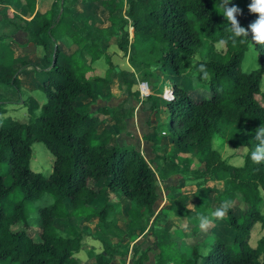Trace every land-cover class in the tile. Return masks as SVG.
Wrapping results in <instances>:
<instances>
[{
  "label": "trees",
  "instance_id": "16d2710c",
  "mask_svg": "<svg viewBox=\"0 0 264 264\" xmlns=\"http://www.w3.org/2000/svg\"><path fill=\"white\" fill-rule=\"evenodd\" d=\"M25 1L22 6L21 0H0V43L6 39L14 42L23 34L28 44L45 50L47 66L37 69L36 77L47 102L40 106L31 98V119L21 123L2 118L7 102L0 96V162L8 163L11 177L7 184V175L0 170V263L83 264L76 257L83 238L73 222L97 220L98 230L93 236L103 244L104 251L97 255L91 252L95 264H112L119 255L126 259L130 251L122 252L111 238L136 239L146 228L155 231V243L160 248L156 264H264V237L256 247L249 244L253 227L259 221L264 226L260 213L264 161L257 164L251 160V152L257 146L264 147V132L256 131L264 124V44L256 43L251 36L249 25L259 18L249 11L252 0H230L227 4L241 10L236 19L249 31L235 44L229 32L230 21L222 16L223 0H87L99 2L109 11L112 27L105 31L84 26L71 33L75 50H65L53 38L68 16L67 8L54 7L42 14L36 12V0ZM11 7L22 8V13L31 14L32 19L15 9L13 12ZM114 44L129 56L134 71H121L112 64L108 49ZM251 46L260 67L245 72L242 65ZM9 48L10 44L6 59L0 60V88L21 95L23 80ZM103 58L110 65L106 75L89 77L94 63ZM202 65L207 79L203 78ZM30 66L24 62L22 68ZM155 68L168 74L173 84L172 101L156 95L143 99L133 90L136 73L152 77ZM116 78H122L126 85V98L121 103L113 107L105 104L96 111L83 106L81 110V97L98 103ZM184 78L192 87L184 85ZM138 103L151 112L164 104L175 145L184 144L198 153L208 151L204 170L194 172L196 179L206 176L197 184L199 187L214 176L224 183L217 206L203 193L198 194L193 208L188 207L186 194H169L168 208L175 217L186 220L188 237L184 229L161 234L154 225L156 207L162 199L159 180H168L182 169L175 155L159 153L162 145L156 129L147 138L153 146L155 167L140 150L114 144L116 137L127 131ZM101 115L112 120L111 129L100 131ZM216 140L234 151L247 149L243 166L228 164L213 147ZM35 143H43L54 158L49 176L31 168ZM236 193L241 196V214L237 216L228 208L222 218L228 222L231 235L225 242L226 236L217 233L221 219H214L212 213L223 202L235 199ZM43 196H50L53 203L37 210L35 204ZM123 201L130 205L127 231L118 225ZM35 210L37 238L31 224ZM58 220L68 225L67 235L58 232ZM205 221L210 223L201 229L200 223ZM183 247L187 250L179 252ZM202 248L209 252L201 253ZM166 250H174L181 259ZM149 253L142 244H135L133 264H147Z\"/></svg>",
  "mask_w": 264,
  "mask_h": 264
},
{
  "label": "rangeland",
  "instance_id": "374dc122",
  "mask_svg": "<svg viewBox=\"0 0 264 264\" xmlns=\"http://www.w3.org/2000/svg\"><path fill=\"white\" fill-rule=\"evenodd\" d=\"M85 2H87V0H85ZM24 3L25 1L21 0L22 6L25 5ZM68 3H69L68 0H65V4L63 3V0H39V7L41 12H45V10L49 11L54 7L58 9L61 8L62 10L63 8L68 7ZM79 8L81 7L79 6ZM13 9L21 13V11L19 10H21L22 8L20 9L13 8ZM2 10H3V6H0V13ZM21 14L28 17V14L27 15L24 13ZM242 19L247 20L248 17L243 16ZM106 25H108V23ZM129 31H130V37L132 38L133 41L134 40L133 31L131 28ZM53 38L54 41H57L58 44H61L65 50H69L70 47H72V39L66 35L64 30L56 31L54 33ZM15 39H16V41H14V43H16L15 45L10 44L11 39L8 40L6 39L0 43V60L6 59L7 54L9 53V51L7 50V46L8 44H10L9 50H11L13 54L14 66L17 69H20L21 79L23 80L22 94L19 95L17 93H14L12 90H5L3 88H0V96L7 102V105L5 106L7 113L4 116H2V118H11L21 123H28L31 119V115L29 113V100L33 98L39 103V105H44V103L47 102V95L43 91L38 89L40 80H38L36 77L37 69L39 70L47 66L45 61L46 52L42 47H36L33 46L32 44H28L23 34H19L18 36L15 37ZM51 43L52 42H49L50 46H52ZM113 46L116 47V44H114ZM218 49H220L219 45H218ZM249 52L253 53V57L251 60L249 59L248 56ZM249 52L247 53L246 59L242 65V68L245 72H250L260 67V62L257 56V52L254 49V47L251 46ZM51 53L52 51L50 49L48 55H51ZM124 57H128V55H125ZM119 61L120 60H118L117 58H114L111 62L114 66H117L119 70L126 71L120 69V66L121 65L123 66V63H120ZM24 62L30 63L33 66L22 68ZM107 67L110 68V65L108 63L105 68ZM152 73H153L152 77H142L141 74L136 73L137 82L133 86V90L140 92L141 98L143 99H146V96L149 95H156L159 96L161 99H165L166 91L172 90L173 84L171 80H169L168 74L163 73L161 70L155 68V70ZM90 74L91 73H89V75ZM39 79H41L40 76ZM114 82H115L114 85L116 86H114L113 89L111 88L106 89L104 91V96L100 101L104 102L107 96H111L110 91L113 92L114 95L116 96L113 98H115L118 101V104L119 102L121 103V101L119 100L121 99L124 100L126 98L124 93V90L126 89V85L123 83L122 78L121 79L117 78L114 80ZM183 83L184 85L188 84L187 85L188 87H192V85L190 86L189 80L187 78L186 79L184 78ZM117 84L119 85L118 88H117L118 86ZM261 89L264 91V76H263ZM110 105H113V103L112 104L110 103ZM80 106H82L81 110H83L84 108L83 106H85V102L80 101L79 107ZM99 106L101 107L103 106V104ZM149 106L150 104L146 105V107ZM143 107L144 106L141 103H138L136 104L135 111ZM89 108L91 107L89 106ZM152 115L153 114H150V116ZM168 116H169L168 112L164 104H162V108L157 109V113L155 114L154 120H156V122L155 121L154 122L156 123V126H153V122L149 120L138 127L137 133L134 137L135 140L131 141L130 145L127 144L128 139L126 138H124L125 143L123 142V139H121L120 141H117L115 139L114 144H116L117 142L119 145H123V147L126 146L128 148L139 149L143 153L146 160L152 163L155 158V154L153 153L154 150L152 143L148 141L147 138L150 135H152L154 133L153 132L154 129H156L157 138L158 140L161 141V145H162V149H160L161 151L159 153L165 155H169V154L175 155L178 161L181 163L182 169L177 174L171 176V178H169L168 180L165 181L161 179L159 180L162 190L161 191L162 199L156 207L157 219L154 220V225L156 228H158L159 230L158 232H160L161 234H163L164 231L173 233L175 229H182V230L184 229L187 232L186 235L188 237L190 235V232L189 229L186 228L187 226L186 220L175 217L174 214L168 208L169 194H171L172 196L175 195L177 196L178 193L186 194L189 197L188 207L193 208L198 202V197H197L198 194L203 193L208 196L212 205L217 206L218 203H220L219 196L223 193L224 190V183L218 180L214 176V177H210L207 180V182L204 183L201 187L197 185L198 183L203 182L206 176L204 178L196 179V174L194 172L196 170H204L205 163L209 158V153L208 151L203 153H198L184 144L180 146L175 145V143L171 138V132L169 131ZM100 118L103 119L104 116L101 115ZM133 118H135V112ZM138 142H141L140 147L138 146ZM221 144L222 143L220 141L216 140V142H214L213 147L218 149V151L221 153L222 158L225 159L226 162L230 165L243 166L244 164L243 157L248 150L245 149L244 151L243 150L234 151V149L230 145H221ZM53 166H54V158L50 153V151L48 150V148L43 143H35L33 145L31 168L37 173H41L44 176H49L53 171ZM152 166L155 167V164L152 163ZM0 170L7 175L6 177L7 184H10L11 177L9 174H7L9 172L8 163L0 162ZM102 185L104 186L105 183H103ZM232 196L234 198V195ZM235 196H236L235 199L229 200L231 202L229 208H232L236 213V215L240 216L241 211L239 208V203L241 202V196L237 193ZM261 196L263 198V202L260 205V213L264 219V192H261ZM12 198L13 197L7 199V203H9V201H11ZM51 203H53V199L50 196H43L35 204V208H37L38 210V208H42ZM129 208L130 205L127 202L123 201L122 202L123 214L120 218L118 225L124 231H127L129 228V216H128ZM37 213L38 211L35 210L31 220V224L34 226L33 232L35 237L37 236L38 233ZM97 223H98L97 220L88 223H81L79 220H74L73 222L74 227L77 228V231L81 233L83 238L82 249L76 255V257L79 260H81L83 264H95L96 258H92L90 256L91 252L97 255L104 251L103 244L95 240L93 236L95 232L98 230ZM56 227L58 229V232L62 236L67 235L69 233L68 225H64V223H62V221L60 220L57 221ZM229 232L230 230H229L228 222L226 220H222V222L219 223V225H217V233L220 234L223 238L226 236L225 242H227L228 240L231 239L230 237L231 235ZM154 233L155 231L153 230L150 231L149 228H146L138 233L136 239L134 238L132 239L129 237H123L122 239L111 238L114 244L116 243L119 245L122 252L126 251L127 249L130 251L126 259H124L125 257L119 255L112 262V264H133L131 252L135 244H142L143 250L145 249L150 250L149 262L147 264H156L157 255L160 253V248H158L155 243L156 238ZM263 237H264V226L263 223L259 221L251 230L249 244L252 247H256L257 243ZM201 238L204 237L201 236ZM186 250L187 249L183 247L180 249L179 252H185ZM200 251L203 254L209 252V250L208 249L206 250L205 248H202ZM166 252L167 254L176 253L174 252V250H166ZM175 258L181 259V255L179 253H176ZM0 264H10V263H0ZM168 264H175V263H168Z\"/></svg>",
  "mask_w": 264,
  "mask_h": 264
},
{
  "label": "crops",
  "instance_id": "0c3cea01",
  "mask_svg": "<svg viewBox=\"0 0 264 264\" xmlns=\"http://www.w3.org/2000/svg\"><path fill=\"white\" fill-rule=\"evenodd\" d=\"M68 1H69L68 7H65V8H67L69 10L68 11V16L65 19V22H64L63 26L60 29H57L56 31L64 30L66 35L69 36V37H71L70 36L71 33L79 32L84 26H89L90 30L99 29V30L111 31L112 23H111V21L109 19L110 18L109 11L107 9H105L99 2H96L94 4H92V3L90 4L89 2H85V0H68ZM25 3H26V1H25ZM79 6L81 8H79ZM11 10L13 12H16L12 7H11ZM19 11H21V13H22V10H19ZM47 11L48 10H45V12H41L40 11V7H39V0H36V12H40V13L44 14ZM32 17L33 16L31 14H28V17L25 16V18L28 19V20H31ZM107 23H108V25H106ZM104 25H106V26H104ZM130 40L132 42V38L131 37H130ZM51 42H52L51 44L53 46L54 41H51ZM10 44L11 45H15L16 43L11 41ZM52 46H50V47H52ZM76 46L77 45L74 43V40L72 39V47H70L69 50H75L77 48ZM116 49H118V50H116ZM110 51H112V52H110ZM108 54L110 56L111 61L114 58H117L118 60H120L119 61L120 63H123V66L121 65L120 69L126 70V71H134V69L132 68V66H131V64L129 62V59H128L129 56L128 57H124L125 54L119 50L117 45H116V47L112 45L108 49ZM106 65H107V61H106L105 58H103V59L97 61L96 63H94L93 71L89 75V77L90 76L104 77L106 75L108 69H109L108 67L105 68ZM115 82L111 85V87H110L111 89H113V87L116 86V85H114ZM118 87H119V85L117 86V88ZM110 93H111V96H107L105 98L104 102L103 101H99L96 105L91 104V100L87 99V98H84V97H81L80 101L85 102V106H87V107L90 106L91 108H93L94 111H96L100 107L99 105H101V104H103V106L105 104H108L109 106H112V107L118 105V101L115 98H113V97H116V96L114 95L113 92L110 91ZM112 95H114V96H112ZM108 98H109V100H107ZM122 100L123 99H121L119 101L122 102ZM110 103L111 104L113 103V105H110ZM40 106H42V105H40ZM160 108H162V105H161ZM156 113H157V110L154 111V112H151V111H144L143 108L137 109L135 111V118L131 119L128 122L127 131L125 133L121 134V135H118L116 137V140L120 141L121 139H123V142H124V138H126V139H128V143L127 144L130 145L131 141L135 140L134 137H135V135L137 133V129H138V127L140 125H142L145 122L151 120L153 122V126H156V123H155L156 120H154ZM150 114H153V115L150 116ZM112 125H113L112 120L109 117L104 116L103 119L101 118V125H100L101 130L100 131H103L104 129H111ZM142 141H143V139H142ZM116 144L119 145L117 142H116ZM140 145H141V142H138V146L139 147H140ZM120 146L122 147L123 145H120ZM221 222H222V219H221L220 223Z\"/></svg>",
  "mask_w": 264,
  "mask_h": 264
},
{
  "label": "clouds",
  "instance_id": "9594fccd",
  "mask_svg": "<svg viewBox=\"0 0 264 264\" xmlns=\"http://www.w3.org/2000/svg\"><path fill=\"white\" fill-rule=\"evenodd\" d=\"M228 3H230V0H223V4L221 6L223 8L222 16H224L228 21H230L231 27L229 28V32L232 34V43L235 44L237 43V38L247 37L249 35V31L245 27H241L239 21L236 19V15L240 13L241 10L236 6L228 8ZM249 11L251 13L258 14L259 17L255 22L249 25L251 29L252 39L256 43L264 44V0H252V3L249 5ZM240 42L242 43L243 40H241ZM221 43H224V41H221ZM248 56L251 60L253 57V53L249 52ZM201 70L204 73L203 78L207 79L208 73L203 65L201 66ZM256 131L264 132V124H262L260 128ZM262 143H264V141H262ZM251 160L257 164L264 161V147L257 146L251 152ZM230 204V201L223 202L221 207L212 213V217L214 219H222L227 214ZM209 223L210 221L200 223L201 229L207 228Z\"/></svg>",
  "mask_w": 264,
  "mask_h": 264
},
{
  "label": "built area",
  "instance_id": "2783aa9c",
  "mask_svg": "<svg viewBox=\"0 0 264 264\" xmlns=\"http://www.w3.org/2000/svg\"><path fill=\"white\" fill-rule=\"evenodd\" d=\"M145 96V95H144ZM148 97V96H146ZM167 101H172L174 99V92H173V89L170 90V91H166V98H165Z\"/></svg>",
  "mask_w": 264,
  "mask_h": 264
}]
</instances>
